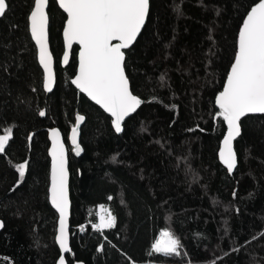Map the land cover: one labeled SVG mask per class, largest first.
Segmentation results:
<instances>
[{"label":"trees","instance_id":"1","mask_svg":"<svg viewBox=\"0 0 264 264\" xmlns=\"http://www.w3.org/2000/svg\"><path fill=\"white\" fill-rule=\"evenodd\" d=\"M258 2L150 0L147 23L125 51L131 88L144 103L119 134L71 82L78 46L69 66L61 64L67 16L57 1L49 7L57 83L48 93L29 29L34 0H7L0 17V135L11 128L12 139L0 154V264H57L61 255L58 213L48 196L53 127L69 148L68 264H264V114L241 120L230 173L219 159L228 127L216 104L239 31ZM78 113L86 117L81 157L69 143ZM25 161L21 182L15 166ZM99 206L116 217L114 228L100 232L88 223ZM165 229L179 238L183 254L153 252Z\"/></svg>","mask_w":264,"mask_h":264},{"label":"snow or ice","instance_id":"2","mask_svg":"<svg viewBox=\"0 0 264 264\" xmlns=\"http://www.w3.org/2000/svg\"><path fill=\"white\" fill-rule=\"evenodd\" d=\"M48 3L49 0H34L30 12V31L39 48V63L46 74L43 87L51 92L55 75L48 46ZM59 5L67 13L63 35L68 49L71 50L73 44L80 46L79 74L72 82L111 114L115 131L120 133L125 119L144 103L131 91L125 73V50L133 45L145 25L149 0H59ZM8 7L7 0H0V17L5 15ZM63 59L65 63L68 62L67 52ZM216 104L220 109L218 115L228 127L219 159L231 173L237 167L233 141L241 135V118L248 114H264V0H259L247 13L239 31L238 51L227 76L226 86L217 96ZM39 115L44 116L45 112L40 111ZM83 120V116H77L72 129L71 139L77 155L82 151L78 130ZM11 139V128L0 135V154L5 153ZM51 157L50 200L59 213V234L56 239L62 251L69 253L67 158L57 130L52 131ZM15 167L19 181L22 182L28 168L27 161ZM3 226L0 221V228ZM115 226L116 217L110 211L102 214L100 222L94 225L98 231ZM100 250L103 251V246ZM152 250L165 256L183 254L179 238L168 229L159 233ZM59 264H67L63 255Z\"/></svg>","mask_w":264,"mask_h":264},{"label":"water","instance_id":"3","mask_svg":"<svg viewBox=\"0 0 264 264\" xmlns=\"http://www.w3.org/2000/svg\"><path fill=\"white\" fill-rule=\"evenodd\" d=\"M57 1V3H58V5H59V0H56ZM255 6V5H254ZM34 7V6H33ZM49 7H50V0H49V3H48V8H47V13H48V46H49V51L51 52V54H52V58H53V72H54V75H55V84L53 85V90L51 91V92H53L54 90H55V88H56V83H57V71H56V59H55V56H54V53H53V51H52V46H51V39H50V15H49ZM59 7H60V5H59ZM61 8V7H60ZM62 9V8H61ZM149 9H150V0H149ZM32 10H33V8H32ZM31 10V11H32ZM62 11L66 14V16H67V13L62 9ZM149 15V14H148ZM147 20H148V18L146 19V22H145V25H146V23H147ZM28 21H29V29H30V14H29V18H28ZM66 24H67V17H66V21H65V24H64V28H63V32H64V29H65V27H66ZM145 25H144V27H145ZM144 27L141 29V33H142V31H143V29H144ZM30 33H31V31H30ZM140 33V34H141ZM140 36V35H139ZM139 36L137 37V39H136V41L138 40V38H139ZM33 39V38H32ZM63 39H64V53H63V55H62V57H61V64H62V66L63 67H67V66H69V64H70V62H71V60H72V57H73V50H74V47L75 46H78V53H77V59H78V64H77V70H76V73H75V75L72 77V79H71V82L75 79V77L79 74V51H80V46L78 45V44H73V46H72V48H71V50H69L68 49V47H67V43H66V40H65V38H64V35H63ZM33 41L35 42V40L33 39ZM136 41L133 43V45L136 43ZM114 43H115V41H114ZM35 44H36V42H35ZM132 45V46H133ZM36 46H37V52H38V60H39V48H38V45L36 44ZM131 46V47H132ZM130 47V48H131ZM130 48H128V49H130ZM128 49H126V50H128ZM125 50V51H126ZM68 53V56H69V59H68V62L67 63H65L64 62V59H63V57H64V54L65 53ZM125 61H126V52H125ZM41 65V64H40ZM41 67H42V69H43V66L41 65ZM44 71V70H43ZM125 73H126V75H127V72H126V68H125ZM128 76V75H127ZM45 78H46V74H45V72H44V80H45ZM129 78V77H128ZM129 82H130V87H131V81H130V79H129ZM226 83H227V81H226ZM72 84L80 91V89L72 82ZM225 86H226V84H225ZM46 90V89H45ZM131 91L133 92V90H132V88H131ZM46 92H48L47 90H46ZM51 92H48V93H51ZM81 92V91H80ZM81 93H83V92H81ZM83 94H85L91 101H93L86 93H83ZM133 94L134 95H136L134 92H133ZM136 96H138V95H136ZM141 100H143L144 101V99L143 98H141L140 96H138ZM95 104H97L95 101H93ZM102 110H104L103 108H102V106H100L99 104H97ZM142 106V105H141ZM140 106V107H141ZM139 110V108L137 109V111ZM105 111V110H104ZM136 111V112H137ZM135 112V113H136ZM105 113L106 114H108L111 118H112V120H113V117L111 116V114L110 113H108V112H106L105 111ZM135 113H133V114H131L129 117H127L126 119H125V121H124V124H125V122L127 121V119H129L132 115H134ZM249 115H262L261 113H254V114H248L247 116H249ZM77 116H83L84 117V120L80 123V126H79V135H78V142H79V145H80V147H81V149H82V151L80 152V154L79 155H77V153L75 152V150H74V146H73V144H72V139H71V136H72V129H71V131H70V133H69V143H70V145H71V147H72V152H73V154H74V156H76V157H81L83 154H84V148H83V145H82V143H81V134H82V127H83V125L85 124V122H86V117L83 115V114H81V113H78L77 115H76V119H77ZM246 117V116H245ZM245 117H242L241 118V120L243 119V118H245ZM124 124H123V130H124ZM240 124H241V122H240ZM113 127H114V125H113ZM115 129V128H114ZM53 130H57L58 132H59V134H60V140H61V142L63 143V146H64V149H65V153H66V158H67V169H68V196H69V202H70V207H69V215H68V220H67V229H68V233H69V246H70V248H71V217H72V197H71V190H70V184H71V174H70V162H69V148H68V144H67V142H66V139H65V136H64V134H63V132H62V130L59 128V127H53V128H51L50 129V131H49V139H50V148H49V156H50V159H51V166H52V157H51V148H52V131ZM241 131H242V128H241ZM123 132V131H122ZM122 132H120V133H122ZM228 132V131H227ZM119 133V134H120ZM226 136H227V134H226ZM225 136V137H226ZM224 137V138H225ZM239 137H237L234 141H233V147H234V150H235V142H236V140L238 139ZM224 140V139H223ZM223 147V141H222V144H221V148ZM235 152H236V150H235ZM236 155H237V152H236ZM50 187H51V170H50V183H49V187H48V196H49V201H50V203H51V200H50ZM52 205V204H51ZM53 206V205H52ZM54 208V207H53ZM55 209V208H54ZM56 210V209H55ZM56 212H57V210H56ZM58 213V212H57ZM0 221H2L3 222V225H4V221L2 220V219H0ZM3 228H4V226H3ZM3 228H0V232L3 230ZM58 234H59V213H58V224H57V234H56V237L58 236ZM56 241H57V239H56ZM57 244H58V246H59V243H58V241H57ZM59 248H60V246H59ZM60 251H61V255H60V257L63 255L64 257H65V260H66V262H67V264H68V260H67V255L70 253H64L63 251H62V249L60 248ZM60 257H59V259H60ZM59 259H58V261H57V264H59ZM75 264H85L83 261H77Z\"/></svg>","mask_w":264,"mask_h":264},{"label":"built area","instance_id":"4","mask_svg":"<svg viewBox=\"0 0 264 264\" xmlns=\"http://www.w3.org/2000/svg\"><path fill=\"white\" fill-rule=\"evenodd\" d=\"M107 211H110L108 206H99L97 208V216H96V219L95 220H90L88 223L90 225H92V227L97 230L94 225L98 224L100 222V216L104 213H106ZM86 228V224H84L82 227H81V231H84V229ZM83 229V230H82ZM105 229H103L102 231L100 232H103ZM98 231V230H97Z\"/></svg>","mask_w":264,"mask_h":264},{"label":"bare ground","instance_id":"5","mask_svg":"<svg viewBox=\"0 0 264 264\" xmlns=\"http://www.w3.org/2000/svg\"><path fill=\"white\" fill-rule=\"evenodd\" d=\"M74 127V126H73ZM96 216H97V210H96V212H95V219H96ZM95 219H91V220H95ZM93 228V227H92ZM94 229V228H93Z\"/></svg>","mask_w":264,"mask_h":264},{"label":"rangeland","instance_id":"6","mask_svg":"<svg viewBox=\"0 0 264 264\" xmlns=\"http://www.w3.org/2000/svg\"><path fill=\"white\" fill-rule=\"evenodd\" d=\"M158 238H159V234H158V236H157L156 240H157ZM156 240H155V241H156ZM155 241H154V243H155ZM154 243H153V244H154Z\"/></svg>","mask_w":264,"mask_h":264}]
</instances>
